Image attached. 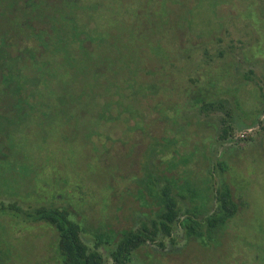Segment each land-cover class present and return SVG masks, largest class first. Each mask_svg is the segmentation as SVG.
<instances>
[{
	"label": "rangeland",
	"instance_id": "1",
	"mask_svg": "<svg viewBox=\"0 0 264 264\" xmlns=\"http://www.w3.org/2000/svg\"><path fill=\"white\" fill-rule=\"evenodd\" d=\"M178 1L116 0L112 13L113 27L123 26L119 38L124 42L129 38L133 50L143 53L140 74L163 88L162 94L154 97L159 110L150 107L145 112V126L132 131L125 142H115L110 159L98 162L104 158L96 154L93 144L65 146L59 136L50 141V130L43 135L38 121L29 120L23 128L27 132L23 141L45 143L47 149H35L31 160L24 163L21 160L27 159V154L22 151L17 159H3L0 167L20 176L22 186L26 178L30 179L35 194L24 196V201L0 197V202H16L22 210L39 204L66 208L72 219L80 223L91 248L103 232L115 233L117 241L124 230H141L144 224L153 229L152 222L164 208L151 200L149 189H144L147 203L139 192V182L146 174L141 156L152 136L171 142L162 149L166 155L155 160L159 175L179 179L183 186L182 177L189 173L187 179L200 194L193 202L177 196L181 219L195 217L186 213L190 210L204 222L203 212L213 213L217 207L216 190L222 183L230 187L239 211L211 241H205L206 245H201L196 237L187 240L185 229L176 222L170 235H160L157 242L138 250L132 264H264V116H260V122L257 118L258 109L264 110V0H185L186 8L198 18V29L205 38L220 30L223 22L226 27L210 40L201 38L197 30L186 32L191 39L188 40L183 29L178 33L179 53L181 48L190 47L193 53L182 58L176 67L166 65V71L150 51L146 33L156 38L164 36L167 29L162 20H175L181 9ZM149 5L153 10L145 11ZM166 49L172 51L171 47ZM233 61L241 64L232 67ZM201 89L203 96L213 102L208 109L201 108L202 103L190 104L186 100L185 94L201 97ZM238 89L237 107L233 97L223 93ZM253 121L255 124L250 127L248 124ZM177 151L180 161L182 155L193 156L190 171L181 165L170 166L171 156ZM48 153L64 157L67 170L57 167L59 173L47 172L44 162L50 161ZM220 163L227 168L221 170ZM166 185L161 180L159 188ZM206 186L212 192L207 194ZM173 191L177 195L178 189ZM157 193L160 196L161 191L158 189ZM182 193L187 196L189 192L184 188ZM58 240L56 230L45 223L0 216V264H58ZM100 250L108 258V251ZM107 260V264H113L110 258Z\"/></svg>",
	"mask_w": 264,
	"mask_h": 264
},
{
	"label": "trees",
	"instance_id": "2",
	"mask_svg": "<svg viewBox=\"0 0 264 264\" xmlns=\"http://www.w3.org/2000/svg\"><path fill=\"white\" fill-rule=\"evenodd\" d=\"M179 1L177 4L181 9L175 20L169 17L162 20L163 27L167 29L164 36L156 38L146 33L150 51L164 65L162 70H166L168 64L176 67L182 58H189L193 53L191 47L189 50L181 48L179 53L178 33L183 29L188 40L191 39L186 32L192 30H197L200 37L205 38L202 30L198 29V18L186 8L185 0ZM115 6L116 0H0V166L3 159H17L22 151L27 154V159L21 160L24 163L31 160L32 151L47 149L45 143L23 141L27 136L23 128L29 120L38 121L43 135L50 130V141L59 136L65 146L74 147L80 142L93 144L96 154L104 158L98 161L101 162L110 159L115 142H125L132 131L145 126L146 110L150 107L159 110V103H155L154 97L162 94L163 88L145 80V76L140 74L143 53L133 50L129 38L126 42L119 38L123 26L119 27L120 30L118 25L113 27ZM151 10L150 6L145 11ZM163 10L166 13L167 10ZM225 24H221L222 30ZM221 28L205 39L220 35ZM208 44L207 41L203 47ZM240 64L237 61L231 63L232 67ZM201 90V97L185 94L186 100L189 99L190 104L202 103L201 108L208 109L213 102L208 101L209 98L203 96ZM238 92L239 89L233 92L226 90L223 94L233 97L238 107ZM258 110L260 122L264 110ZM261 123L264 128V120ZM241 124L247 126L244 122ZM254 124L253 121L248 125L251 127ZM120 127L123 129L118 130ZM224 134L226 136V131ZM149 140L141 156L146 174L139 182L142 184L139 192L147 203L144 189H149L151 200L164 208L152 222L153 229L144 224L141 230H124L117 241L114 240L115 233L103 232L91 248L83 237L85 232L80 223L72 219L71 212L66 208L39 204L30 210H22L16 202L8 205L0 202V216L45 223L55 229L59 238L58 264H107L109 258L113 264H132L138 250L157 242L160 235H170L176 222L185 229L187 240L196 237L201 245H206L205 241H211L230 220L238 216L239 205L234 201L230 187L222 183L216 190L217 207L213 213L203 212L206 216L204 222L190 210L186 213L195 217L188 215L181 219L177 196L193 202L200 194L195 190V184L187 179L189 173L181 176L183 186L179 179L159 175L155 160L166 155L162 149H166V144L171 142L152 136ZM177 154L178 151L171 156L170 166L181 165L190 171L193 156L182 155L180 161L176 158ZM48 156L50 161L44 162L46 170L49 168L47 172L59 173L57 167L66 169V160H62L64 157L54 153H48ZM219 167L225 170L227 165L220 163ZM10 172L0 167V197L24 201V196L35 194L30 179L26 178L30 182L25 179L26 183L22 186L20 176ZM161 180L167 183L166 187L159 188ZM173 188L178 189L177 195ZM184 188L189 192L187 196L182 193ZM206 188L207 194L210 193L211 187ZM100 248L108 251V258Z\"/></svg>",
	"mask_w": 264,
	"mask_h": 264
}]
</instances>
